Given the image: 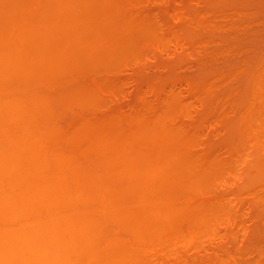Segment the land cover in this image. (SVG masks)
<instances>
[{
  "label": "rangeland",
  "instance_id": "374dc122",
  "mask_svg": "<svg viewBox=\"0 0 264 264\" xmlns=\"http://www.w3.org/2000/svg\"><path fill=\"white\" fill-rule=\"evenodd\" d=\"M60 1H61L60 2L61 6L59 5V3L58 4L56 3V0H47V1L46 0H41V1L40 0L39 1L38 0L37 1L36 0H25V1L24 0H0V25H1L0 33L6 32L8 31V29L10 30V27L13 28L17 24V22H19L20 24V22L24 19L37 17L36 12H38V20L35 19L37 20L36 28H35L37 29V32H36L37 34H34V36L32 34L26 35L24 39L22 40L23 41L22 47L25 48L24 49L25 51L26 49H27V52L30 51L29 53H33L32 51L36 49V46H39L40 48L43 47V44H44V48L47 45L50 48L52 47L51 49H54L56 51H59L60 49L62 51L61 55L63 56L61 57L60 55V58L62 59H60L58 56L59 64L62 63L61 70H58V72L55 71L54 72L55 75L53 74L51 76V77L54 76L53 78L54 85L57 83L54 89H59L55 91L57 92L56 94H59L62 90L63 93H60V98L65 95L63 99H61L60 101L57 100V102L59 101V104L56 105L55 108L53 107V109H56V111H60L58 114L59 116L56 115L55 113L56 117H54V119L56 122L58 120V125L62 127L63 129L62 128L59 129L58 127L57 128L59 130L61 129L64 130V132L66 131L69 135H72V137L73 135L74 136L76 135L75 136L76 140H79L81 138L80 141H82V139L84 138L86 142L87 139L85 138V135L87 133L84 132L85 129L91 128L90 131H93V133L92 132L88 133L87 137L89 135H92L89 138H93L94 133L97 132L98 129L97 130H92V129L97 128L95 127V125L97 126V123H99L98 128L100 127V130H98L99 131L98 133H100L103 130L102 133L100 134L96 133L94 135V138L96 137L98 139L103 138V135H110L112 132L115 134L117 133L116 135H118V132H116L118 129L114 131L113 127H111L114 125L113 123L124 126L126 130L128 129L130 131H131V128H132V131L135 129L138 130V128L143 125V122L148 123L149 128L153 125V130H157V131L158 130L160 131V129L163 130L165 126V129H168L169 133L172 131L169 135L172 134V137L173 135L176 136L177 141L181 142L179 144L180 145L179 147H178V144L176 143L177 145L176 147L174 146L175 142L170 143L169 141L168 142L169 144H168L167 141L169 140V137H167L168 140L165 137L166 138L165 144L167 143L168 146L171 144L174 147H176V150H177V152L176 150H174L175 152L174 154H176L175 157L173 154L172 159H170V162L175 163V166L177 167L176 171L180 172L183 169V166H186L185 167L186 170L184 168L182 172L190 171L188 170V168H191V169H195L193 170V172L194 173L195 171L198 172L197 175L199 176L200 174L199 170H201V174H200L201 176L198 177L199 180L197 179L198 182L196 180L195 181L193 180L195 177L192 179L193 182L197 183V184L193 183V185H195L193 187H190L186 181L185 183H187V185L184 183L179 184L178 182V185L175 183L176 184L175 186L172 181L171 182L172 185H170L171 187L168 186L169 189L166 187L167 193L171 192L172 197L173 195H176L177 197L181 196L182 201L178 200L177 202L175 200L177 197L176 198L174 197V200L172 201V204L176 205V210L173 213L175 208L172 209L173 210L172 213L168 215V217L171 215L170 217L171 223L170 222L169 223L172 224L171 230L169 231L170 234L169 233L166 234L168 230H166L165 233L163 232L164 227H166L165 224L167 220L165 221V223L163 221L152 222L150 220L151 226L149 227L153 228V230L151 228H145V226L143 225L145 228V231L146 229H150L154 232L156 230L155 235L156 236L159 235V238L161 237L163 239V240L157 239L156 240L157 245L155 244V241L153 239H152L153 241H150V239L149 240L145 239L141 241L140 243L141 246L142 244L143 245L146 244V247L148 246L145 249L151 248L149 249L150 252L147 250L148 251L146 253L147 258H146L145 253L143 254L144 256L142 255L143 251L141 254L139 255L137 254L138 256L135 254V251L133 249L135 248V250L136 249L139 250L138 247H135V244H137L138 241L135 243L133 242L134 243V247H133V245H131L133 243H131L130 240L126 239V237L129 238L131 235H128L129 236L128 237L125 233L126 235L125 240L128 242L126 249L129 246L127 250L128 251L132 250V252H134V255L138 257V259H136V264H137V260H139L140 258L142 259V256L144 258L142 259V261L140 260L141 261L140 264L142 263L143 264H150V263L151 264H154V263L155 264H181V262L182 264H264V167H263V161H264V148L263 147L264 146L262 145V143L264 142V124H262L263 123L262 118L264 116L263 115L264 114V96H263L264 95V82H263L264 81V69H263L264 66L262 67V65L264 64H261L260 62L262 59L264 60V54L262 53L264 52V0H124V1L123 0L121 1L120 0H107V1L106 0H103V1L102 0H60ZM90 1L92 4L90 3ZM36 2L38 3L39 6L36 4ZM35 4L38 6V8L41 9V11H39L40 9L38 8H35L36 10L34 9ZM99 4L100 6H98ZM130 9L133 11H131ZM117 10L118 11L122 10V11L118 12ZM101 12H103V15ZM127 16L128 18H126ZM60 21L64 26L60 24ZM114 21H115V25H114ZM120 21L122 22L121 24H120ZM112 26L114 27V29ZM134 26H135V29H134ZM108 28H110V30ZM115 28L117 30H115ZM86 34L87 36H85ZM54 36L58 40L55 39ZM57 36L61 38L59 39ZM83 40L85 42H83ZM75 42L77 43L75 44ZM40 44L42 45L40 46ZM258 52H259V55H258ZM260 55H263V57ZM88 57L89 59H87ZM110 57H112V59H109ZM255 57H256V60L254 59ZM258 57L262 59H259ZM252 58H253V61H251ZM102 60L104 63L102 62ZM77 61H78V64L76 63ZM105 62L107 65L105 64ZM262 63L264 62L262 61ZM30 65H28V68H30L31 72L29 71V69H26L29 71L28 74H26L27 73L26 71L25 73L22 72V74L13 72L14 74H12V80L14 79L13 81L15 80L19 81L20 85L23 86L24 84L23 87H26V88L27 86L31 87V84L36 85V83H40V82H41L40 84L42 85L44 81L43 80L44 74L42 73L43 70L40 69V67H38L39 65H38L37 60L31 61ZM75 65L77 68L79 67L77 65H80L82 70L78 68L80 71L79 72L78 69L75 67ZM67 66H68V69H67ZM248 66L250 67L248 68ZM245 68L248 70H245ZM249 69H251V72L253 71L255 76H253V73L251 75V72L249 71ZM260 69L263 70V73ZM248 71L250 72V75L248 74L249 73ZM91 72L94 75H92ZM59 73L61 75H59ZM65 73H67L68 75L70 74V75L67 76V74ZM107 74L109 75L111 74V75L109 76ZM246 74H248L250 77L252 76L251 80L250 79L248 80V75ZM18 76H19V79L21 80L15 78V77L18 78ZM66 76L67 78L69 77L68 80L70 78H72L73 80L70 79L71 82H68ZM85 76H87L86 78L88 80L84 79ZM257 76L258 78L260 77L259 79H263V80L261 81L258 78H255ZM32 77L34 79H32ZM58 77L60 80L58 79ZM91 77H93V80L91 79ZM83 79H84L85 84H83ZM77 80L81 82L79 83L80 85L78 84ZM246 80H248L249 82ZM59 82H61V84ZM118 82L119 84L117 85ZM249 83L251 84V86L249 85ZM40 84L39 85L37 84V85L40 86ZM71 84L72 86H70ZM242 84H244V86ZM57 85L59 86V88ZM121 85L123 87V90H122ZM245 85L248 86L247 87L248 94L247 92H245L246 96L243 93L245 91L243 90V88H245ZM117 86L121 88L119 89L117 88ZM252 87H254V90H252ZM38 88L40 89L42 87H37V89ZM70 88H72L70 90L71 92L68 90ZM256 88L259 90H255ZM54 89L51 91L47 90L46 92L49 91L48 93L50 92L53 93ZM73 91H75L74 93L77 92V94H74ZM52 93H50V96ZM71 93H73L74 97L73 95H71ZM239 97H242L241 100ZM83 99L85 101H83ZM61 103H63L64 105ZM254 103L255 105L254 107H252V104ZM91 108H94V109L92 110ZM67 109H69L70 111H68ZM254 109H255V112H254ZM75 110H77L78 113L77 111L75 112ZM81 110L85 113L87 112L86 114L84 113V117H83V112ZM127 111L128 113H126ZM240 111L241 113H239ZM247 114L251 118H254L255 120L254 119L251 120L249 116L248 118ZM74 115H76V117ZM118 115H120L121 118ZM257 115H258V118H257ZM86 116L87 118H85ZM58 117L59 119L56 120V118ZM160 117L163 118V121L165 123L164 126H160L161 123L159 121L162 120V119L161 120L158 119ZM61 118H62V121H61ZM116 119L119 120V123H116ZM247 119L249 120V122L252 121V123L254 121L256 122V120L258 121V124L255 125L256 123L254 122L255 124L253 123V126L259 127L261 125V128L259 127V129L257 130H259V133H261L262 137L260 136L261 140H260V137L259 138L257 137V138H258V141L260 140L261 142V144L259 142L258 145L263 146V147L260 146L261 147L260 149H263V150H260L258 147H256L257 145H255V142H253V141H257V139L255 138L256 135L255 133L250 132L249 130L250 128L249 129L247 128L249 127V125H251ZM103 120H105V123ZM156 120L160 123L159 125H158V122H156ZM90 121L93 123H90ZM111 121L112 123L110 124ZM169 121H170V124H169ZM230 122H232L231 123L232 125L229 124ZM239 122L240 124L238 125ZM247 122L249 123V125H247L246 127L245 125L248 124ZM94 123H96L95 125H92L94 127L90 126L91 124H94ZM101 123H104V124H101ZM100 124L102 125V128ZM105 124L107 125L103 127V125ZM131 125H133V127ZM77 126L78 128L79 126L83 127L82 129H80L81 128L80 127L79 130H81L82 135L84 136H82L81 132L77 130ZM230 126H232L233 128L235 126V128L238 130H236L235 128L233 130V128L231 127L232 128L231 129ZM71 127L72 129H70ZM158 127H161V128L158 129ZM245 127L247 128L246 130L244 129ZM250 127L253 128L252 126ZM107 128H109V130ZM114 128L116 127L114 126ZM73 129H75L76 131ZM105 129L108 130V132L105 131ZM151 129L146 132L147 135L146 133L144 135L142 134L143 136L146 135L145 139H147L151 135ZM226 129L228 130L226 131ZM260 129H261V132H260ZM110 130H112V132ZM130 131L128 133L131 134V137H136V132L134 136L133 134L134 132L132 133ZM232 131L235 132L236 135H234V133L232 135ZM166 132L168 133V131ZM67 133L66 135L70 137ZM229 133L231 134V139L233 138L234 140L232 139L231 141L230 136L229 137L227 136L229 135ZM242 133L243 134L245 133V134L242 135ZM257 133L258 132H256V134ZM138 134L139 133H137V135ZM158 134L152 133V135H155V136H157ZM120 135L121 134H119V136ZM127 135L128 134H126L125 137H128ZM164 135L165 134H163V137ZM249 135L251 137H249ZM160 136H158V138L156 139L161 140L162 136H161V139L159 138ZM233 136H235V138ZM120 137L117 138L116 140L118 141ZM152 138L154 139V136ZM136 139H139L138 141H140V136L139 138L137 136ZM121 140L122 139H120V141ZM243 140L245 142H243ZM80 141L77 142L78 145ZM251 141L252 143H250ZM70 142L72 141L70 140ZM141 142H143V144H145V146L149 148L148 154L154 155L155 151L158 150L155 147L156 145H153L155 143H151L152 145H149L150 140L149 142L147 140L146 142L147 145L145 141H141ZM160 142H162V140ZM228 142L229 144H227ZM87 143L86 144L84 143L83 144L84 146L82 147L84 148L85 145H87ZM234 143L236 144L234 145ZM73 144L77 146L76 143L73 142ZM156 144L157 146L160 145V143H157V142ZM80 145L77 147H79L81 151H79L80 149L78 150L77 147L75 146L71 147L77 151V153L75 151L76 154L86 149V148L84 149L81 148ZM248 145L251 146L252 149ZM228 146L229 147L232 146V147L228 149ZM253 146L256 147V149L258 148V150L261 152H258L257 150H255ZM249 148L251 151L249 150ZM214 149L215 151H213ZM245 149L248 152L245 151ZM149 150L151 151L150 153H149ZM161 150H158V154L156 153L154 156L160 155L159 153H162V152H159V151ZM241 150H242V154H241ZM218 152H220L219 157L217 156L219 155ZM253 152L254 154H256L257 152L258 154L260 153L258 156L262 159L261 165L263 168L261 167V169H259L260 168L258 167L259 164L257 165L258 168L256 167V163H259V162L257 161L255 162V160H257L259 157L256 154L255 157L251 158L253 156ZM167 154L169 155V152ZM167 154L164 153L162 157H165V155ZM140 155L141 153L139 154V156ZM141 156L143 157V153ZM154 156H151V157L149 156V157L152 158ZM166 157L169 158V156H166ZM201 157H204V158H201ZM229 157H231V160H229L230 159ZM244 157H247V158H244ZM226 158H228V161ZM249 158L251 159L249 160ZM141 159H142L141 161L145 162L144 157ZM241 159L243 160L241 161ZM217 160H220V162H218ZM251 160L253 161L250 162ZM235 161L236 162L238 161V162L236 163ZM243 162L244 164H242ZM211 164L213 165L211 166ZM222 164H223V167H221ZM250 164L251 165L253 164V166H251ZM98 165L102 167V164H98ZM95 166H97V164H95ZM101 167H98V169ZM172 167L174 166L172 165ZM104 168H108V167L106 166ZM104 168L102 167L100 170L102 171V169L104 170ZM197 168L199 169L196 170ZM250 169L255 170V172L251 173ZM239 171L241 172V174ZM177 173L176 175L178 176L179 173L178 174ZM180 174L182 175V173ZM174 175L172 176L173 179L177 177ZM197 175L195 173L196 177ZM260 175L262 177H260ZM167 177L170 180L171 177L169 178V175ZM204 178L205 180H203ZM180 180H183V178ZM252 180L253 181L255 180V181L253 182ZM190 184L192 186L191 182ZM251 186L253 187L251 188ZM250 188L252 191L250 190ZM192 194L193 195L197 194V195L193 196ZM182 195L185 197H183ZM190 195L193 197H191ZM122 197H124V194L122 195ZM125 198L132 200L133 196L130 192L128 193L126 191ZM125 198L123 200H125ZM178 198L180 199V197ZM109 199L111 200V203H113L112 202V200H114L113 196L109 197ZM131 200H130V204H131ZM85 202L86 200L82 203L85 204ZM216 202L218 203L216 204ZM108 203H110V201ZM111 203L110 205H112ZM84 204H82V206H84ZM185 204L188 205V207L193 206L192 207L193 210H191V212H188V213L187 211H185V214H184L183 211L185 207L183 209V206H185ZM130 208L132 209V207ZM106 209L108 210H104L103 212H101L104 216H101L102 214L99 215L98 213H96V216L94 215L96 219L98 218L97 215H99L100 220H101V217L105 218V216L107 217L111 216L109 214L113 213L112 208H111V212H110V207ZM194 209H197V210H194ZM227 210L229 211L227 212ZM199 211L202 212L203 217H202V214L200 215ZM221 211L224 212V214L221 213ZM195 214L198 216V218L200 217L201 219L206 218L205 222L202 221L204 224L199 225V227L198 226L195 227L196 225H194L193 223V221L195 220L194 218L196 217ZM198 218L196 217L197 221H198ZM129 219L130 218H128V220ZM172 220L174 222H172ZM136 221L138 220L136 219ZM136 221H135V224L137 225L138 222L136 223ZM197 221L195 220L194 222L196 223ZM158 224L161 226L160 227L161 229L159 228L155 229L156 226L159 227ZM193 225H194V228H193ZM137 226L136 228L140 226L139 227L140 232L144 231V230L143 231L141 230L142 229L141 225H139L138 227ZM110 227L111 228L114 227V229L117 230L116 225L115 226L113 225L112 227L110 224ZM213 228H214V231L212 230ZM162 229L163 231L161 232ZM159 231L161 232V235L159 234ZM121 232L124 235V232L122 230L119 231L120 234ZM192 234H193V237H192ZM182 236L183 238L185 237V239H183ZM134 237L135 236H132L131 238L133 239ZM166 237L168 241L166 240ZM186 237H188V240H186L187 239ZM190 237H192L193 239ZM169 239H171L172 243L170 242ZM159 241H160L159 243L160 245L158 244ZM129 242H130V245H128ZM169 243L172 245H169ZM140 244H139V247H140ZM173 245L174 246L176 245V246L174 247ZM171 246L172 248L173 247L174 248L172 249ZM144 247L145 246H143V248ZM162 249L164 250L162 251ZM167 249L169 251L171 250V252H169ZM137 252L139 251H136V253ZM145 258H146V262L144 260Z\"/></svg>",
  "mask_w": 264,
  "mask_h": 264
},
{
  "label": "bare ground",
  "instance_id": "6f19581e",
  "mask_svg": "<svg viewBox=\"0 0 264 264\" xmlns=\"http://www.w3.org/2000/svg\"><path fill=\"white\" fill-rule=\"evenodd\" d=\"M60 2H61L60 0H56V3L57 4L59 3V5H60ZM82 2H84V1H82ZM88 3H89V1H88ZM90 3H91V1H90ZM36 4L38 5L37 2H36ZM36 4H35L34 9L38 8V6H39V5L37 6ZM60 6H58V7H60ZM98 6H100V4ZM122 6H123V4H122ZM73 7H74V5H73ZM130 7H131V5H130ZM30 9H32V8H30ZM38 9H40V8H38ZM115 9H116V7H115ZM90 10H92V9H90ZM39 11H41V9ZM119 11H122V10H119ZM131 11H133V10H131ZM76 12H77V10H76ZM36 13H37V15H36L37 17L24 19V20H22L20 22V24H19V22H17V24L13 28L10 27V30L8 29V31L0 33V264H136V259H138V257H136L134 255V252H132V250L129 249L132 253L127 250L129 248V246L126 249L127 243H128L125 240L126 235L127 236L131 235L130 237L128 236L129 238L126 237V239L130 240L131 243H133V242L135 243V242L138 241L137 242L138 246H137V244H135V247H138L139 250L138 249L135 250V248L133 249L135 251V254L139 255L143 251L142 255L144 253L146 255V253L151 248L145 249L148 246L146 247V244H144V245L142 244V246H141V244H140L141 241L145 240V239H148V240L150 239V241L154 240L155 244H156V242H157L156 240L157 239L158 240L162 239L161 237L159 238V235L158 236L155 235L156 234V230L154 232V231H152L153 228L149 227V226H151L150 225L151 224L150 220L152 222L163 221L164 223L167 220L168 223L169 222L171 223V219H170L171 215L169 217H168V215L170 213H172V211H173L172 209L175 208L173 213L176 210V205L175 204L173 205L172 201L174 200V197L176 198L177 196L173 195V197H172L171 196V192L167 193L166 189L167 188L169 189V187H171L170 185H172L171 184L172 181H173V184L175 186H176V184L178 185V182H179V184L180 183H184L186 185L188 183V185L190 187L195 186V185H193V183H196V182H193V180L194 181L196 180L198 182V180H199L198 177L201 176L200 175L201 174V170H199L200 171L199 176L197 175L198 172L195 171L197 177L195 176V173L193 172V170H195V169H191V168L187 167L188 170H190V171H185L186 170V168H185L186 166H183V169L185 168V170H184L185 172H182L183 169L181 171L179 170L180 172L176 171L177 167L175 166L174 162H173L174 164L172 162H170V159H172V156L175 153L174 150H176V147H177L176 143L178 144V147H179L180 146L179 144L181 142L177 141L176 136L173 135V137H174L173 138L172 134L169 135L172 131L170 130L171 132L169 133V130L165 129V126H164L165 123H164L162 117L158 118L159 120L162 119L161 120L162 122L159 121L161 123L160 126H164L163 130L160 129L161 127H158V129H160V131L159 130L158 131L157 130H153V125L152 124H151L152 126L149 128L148 127L149 126L148 123H144V122H143V125L138 128V130H140V131H138L137 129L132 131V128H131V131L128 130V129L126 130V128L124 126H121L119 124L113 123L114 125L111 126V127H113L114 131H116L117 129L119 130V131L118 130L116 131V132H118V135H116L117 133L115 134V133L112 132V130H110L112 132L111 134L109 133L110 135H103V138L98 139L96 137L94 138V135L99 132L98 130H100V127L98 128L99 123H97V126L95 125L96 123H94V124H91L90 126L95 125V127H97V128L96 129L93 128L92 130H97V129L98 130H97V132L94 133L93 138H89L92 135H89L87 137L88 133H90V132L93 133V131H90L91 128L90 129L89 128H86V129L84 128L85 129L84 132L87 133L85 135V138L87 139L86 142H85V139L82 137L84 135H82L81 130H79L80 127H81L80 129L83 128L82 126H79V128L77 126V130L79 132H81V135H82L81 137L83 138L82 141H80L81 138L79 140H76V137H75L76 135L75 136L73 135V137H72V135H69L66 131L64 132V130H62L63 128L58 125V120L57 119H59V117L56 118L57 122L54 119V117H56V115H58L60 111H56V109H53V107L55 108V106L59 104V101L61 99H63V97L65 95L63 94L64 96H62L60 98V93H63L62 90H61V92L59 91L60 92L59 94H56L57 92H55V91H57L59 89H54L55 85L57 83L54 85V83H53L54 76L51 77L54 74L55 71L58 72V70H61V64L62 63L59 64L58 56L60 58V55L62 54V51L60 49H59V51H56L54 49H51L52 47L50 48L47 45L44 48V44H43V47L40 48L39 46H36V49L35 50L33 49L34 51H32L33 53H29L30 52L29 50H28L29 52H27V49L25 51L24 50L25 48L22 47V45H23L22 44L23 43L22 40L24 39V37L26 35L32 34L34 36V34H37L36 33L37 29H35V28H36V23H37V20H38V12H36ZM61 13H63V12H61ZM101 13L103 15V12H101ZM104 13H105V11H104ZM124 15H126V14H124ZM131 15H130V17H131ZM126 18H128V16ZM35 19H37V20H35ZM118 19H119V17H118ZM130 19H132V18H130ZM47 20H48V18H47ZM2 21H4V20H2ZM2 21H1V23H2ZM98 22H99V20H98ZM124 22H125V20H124ZM121 23L122 22L120 21V24ZM40 24H42V23H40ZM52 24H50V25H52ZM60 24H62L61 21H60ZM133 24H134V22H133ZM114 25H115V21H114ZM6 27H7V25H6ZM116 27H117V25H116ZM0 28H1V25H0ZM108 29L110 30V28H108ZM113 29H114V27H113ZM134 29H135V26H134ZM115 30H117V29L115 28ZM112 32H113V30H112ZM66 33H68V32H66ZM126 33H127V31H126ZM55 34H56V32H55ZM52 35H53V33H52ZM85 36H87V34ZM54 38H55V36H54ZM55 39H57V38H55ZM83 42H85V41L83 40ZM114 42H115V40H114ZM76 43L77 42H75V44ZM41 45L42 44H40V46ZM48 47L50 48V50H49ZM97 49H98V47H97ZM101 50H103V49H101ZM56 52H58V53H56ZM262 53L264 54V52H262ZM100 55H98V56H100ZM258 55H259V52H258ZM62 56L63 55H61V57ZM82 56H84V55H82ZM106 56H108V55H106ZM260 56L263 57V55H260ZM256 57L254 58L255 60H256ZM60 59H62V58H60ZM87 59H89V57ZM109 59H112V57H110ZM109 59H108V61H109ZM259 59H262V58H259ZM33 60H35V61L37 60L38 65H39L38 67H40V69L43 70V71L41 70L42 73L44 74L43 75L44 76V79H43L44 81L42 80L43 81L42 85L40 84L41 83L40 82V83H36V85L40 84V86H38V85L36 86L35 84H33L34 85L33 86L31 84V87L27 86V88H26V87H23L24 84H23V86L20 85L19 81H16V80L13 81L14 79L12 80V74H14L15 72L20 73V74H22V72L25 73V71L27 72L26 74H28L29 71L31 72L30 68H28V65H30L31 61H33ZM251 61H253V58H252ZM262 61L264 62V60L262 59L260 61L261 64H264V63H262ZM102 62H103V60H102ZM76 63L78 64V61ZM253 63H255V62H253ZM105 64H106V62H105ZM97 65H98V63H97ZM68 66H67V69H68ZM77 66H79L78 68H80V70H82L80 65H77ZM263 66L264 65H262V67ZM30 67H31V65H30ZM75 67H76V65H75ZM249 67L250 66H248V68ZM101 68H103V67H101ZM26 69H29V71L26 70ZM263 69H264V67H263ZM245 70H248V69L245 68ZM260 70L263 73V70L262 69H260ZM78 71H79V69H78ZM249 71L251 72V69H249ZM73 72H75V71H73ZM250 72L248 73L249 75H250ZM252 73H253V71L251 72V75H252ZM65 74H67V73H65ZM91 74L94 75L92 72H91ZM248 74H246V75H248ZM59 75H61V74L59 73ZM69 75L67 74V76H69ZM86 75H88V74H86ZM107 75H109V74H107ZM249 75H248V80L249 79L251 80L252 76L250 77ZM257 75H258V73H257ZM67 76H66V78H67ZM105 76H103V77H105ZM253 76H255L254 73H253ZM80 77H82V76H80ZM86 77L87 76L84 77L85 80L87 79ZM15 78L19 79V76H18V78L17 77H15ZM68 78H67L68 82H71L70 79L73 80L72 78H70L68 80ZM255 78H258V76L255 77ZM32 79H34V78L32 77ZM58 79H59V77H58ZM84 79H83V84H85L84 83ZM91 79L93 80V77H91ZM107 79H109V78H107ZM19 80H21V79H19ZM94 80H96V79H94ZM248 80H246V81H248ZM259 80L262 81L263 79H259ZM77 82H78V84L81 83L78 80H77ZM59 83L61 84V82H59ZM72 84L70 86H72ZM118 84H119V82L117 83V85ZM242 85L244 86V84H242ZM249 85L251 86L250 83H249ZM37 87H42V88H40L41 89L40 90L39 88L37 89ZM46 87H47V89H46ZM121 87H122V85H121ZM247 87L248 86L245 85V88H243V90H245L243 92L244 94H245V92H247ZM257 87H258V85H257ZM58 88H59V86H58ZM86 88H87V86H86ZM117 88H119V87L117 86ZM44 89H46V90H44ZM53 89H54L53 93L50 92L53 95L51 94V96H50V93H48V92L53 90ZM71 89L72 88H70L68 90L70 91ZM47 90H49V91L46 92ZM93 90H95V89H93ZM122 90H123V87H122ZM252 90H254V87H252ZM255 90H259V89L256 88ZM74 92L75 91H73V93ZM102 92H104V91H102ZM255 92H257V91H255ZM73 93H71V95H73ZM74 94H77V92L74 93ZM247 94H248V92H247ZM57 96H58V98H57ZM140 96H141V94H140ZM245 96H246V94H245ZM73 97H74V95H73ZM239 98L241 100L242 97H239ZM57 100H59V101L57 102ZM54 101H56V102H54ZM83 101H85V100L83 99ZM254 102H255V100H254ZM61 104H63V103H61ZM250 104H251V102H250ZM254 105H255V103L252 104V107H254ZM69 106H71V105H69ZM76 109H77V107H76ZM91 109L93 110L94 108H91ZM61 110H63V109H61ZM67 110L70 111L69 109H67ZM76 111L77 110H75V112ZM121 111H123V110H121ZM254 112H255V109H254ZM55 113H56V115H55ZM77 113H78V111H77ZM84 113L85 112H83V117H84ZM126 113H128V111ZM239 113H241V111ZM80 114H82V113H80ZM70 115H72V114H70ZM120 115H118V116H120ZM137 115H139V114H137ZM74 116L76 117V115H74ZM103 116H105V115H103ZM116 116H117V114H116ZM248 116L249 115L247 114V117ZM81 117H82V115H81ZM85 118H87V116ZM112 118H114V117H112ZM120 118H121V116H120ZM120 118H119V120H120ZM257 118H258V115H257ZM144 119H145V117H144ZM252 119H254V118H251V120ZM262 119H263V121L261 120L263 122L262 124H264V116H263ZM105 120H103L104 123H105ZM117 120L118 119H116V123H119V120L118 121ZM157 120H156V122H158ZM61 121H62V118H61ZM87 121H89V120H87ZM96 121H98V120H96ZM232 121H233V119H232ZM261 121H259V122H261ZM127 122H129V121H127ZM159 122H158V125L160 124ZM234 122H236V121H234ZM248 122H249V120H248ZM54 123H56V124H54ZM90 123H93V122L90 121ZM104 123H101V124H104ZM111 123H112V121L110 122V124ZM129 123H131V122H129ZM231 123L232 122H230L229 124H231ZM249 123L251 125H249ZM249 123L246 124L245 126L247 127V125H249V127H247V128L248 129L250 128L249 130H250L251 133H255V135H256L255 138L257 139V141H253V142H255V145H257L256 147H258L260 149L261 147L264 146V142L262 143L263 146L260 145L261 146L260 147L258 145L262 136H261V133H259V130H257V129H259V127L261 128V125L259 124L260 126L258 125L259 127H256V126H253L252 121L249 122ZM255 123L254 124L257 125L258 121L256 120ZM169 124H170V121H169ZM239 124H240V122L238 123V125ZM106 125L107 124L103 125V127L106 126ZM226 125H228V124H226ZM114 126L116 128H114ZM131 126L133 127V125H131ZM250 126H252L253 128H251ZM57 127L59 129L60 128H62V129L59 130ZM92 127H94V126H92ZM122 127H124L125 129L122 128ZM128 127H130V126H128ZM227 127H229V126H227ZM231 127L232 126H230V128ZM246 127L244 128L245 130L247 129ZM101 128H102V125H101ZM234 128H235V126H234ZM234 128H233V130H234ZM70 129H72V127ZM107 129L109 130V128H107ZM150 129H151V135H152V133L158 134L159 132H161L159 134L162 136V139H161V136L159 134L157 136H155V135H152V136L150 135L149 136L148 135L149 137L147 139H145L146 135H147L146 132L148 130H150ZM228 129H226V131ZM251 129H252L253 132L251 131ZM73 130H75V129H73ZM108 130L105 129V131H107V132H108ZM121 130L122 131L124 130L127 133H125L123 131V133H124L123 134ZM236 130H238V129H236ZM102 131L100 133H102ZM129 131L132 132V133L134 132L133 133L134 136H135V132H136V137L138 136V138H139V136H140V141H138L139 139H136V137H131V134L128 133ZM154 131H156V132H154ZM166 131H168V133ZM241 131H242V129H241ZM165 132L167 133V135H166ZM256 132H258V133L256 134ZM260 132H261V129H260ZM66 133L70 137H68L66 135ZM72 133H73V131H72ZM100 133H98V134H100ZM137 133H139L141 135H139V134L137 135ZM145 133H146V135L143 136ZM162 133L165 134L164 137H163ZM233 133H234V135H236V133L232 131V135H233ZM239 133H241V132H239ZM74 134H76V133H74ZM78 134H80V133H78ZM78 134H77V136H78ZM104 134H105V132H104ZM106 134H108V133H106ZM114 134L116 135V137H115ZM119 134H121L120 135L121 137L119 136ZM126 134H128L127 135L128 137H125ZM244 134L242 133V135H244ZM258 134H260V135H258ZM153 136H154V139L152 138ZM158 136H160L159 138L162 140V142H160L161 140L156 139V138H158ZM227 136L228 137L230 136V140L232 141L233 138L231 139V134L229 133V135H227ZM79 137H80V135H79ZM101 137H102V135H101ZM119 137H120V139H122L121 141H120V139H118V141L116 140ZM165 137L166 138L169 137V140H168V138H167L168 141L166 140L167 143L169 141H170V143L171 142H175L174 146H176V147H174L171 144H170L171 146L170 145L168 146L169 143L165 144V139H166ZM171 137H172V139H171ZM233 137L235 138V136H233ZM249 137H251V136L249 135ZM257 137L258 138L260 137L259 141H258ZM124 138H125V140H124ZM142 138H143V140H142ZM77 139H78V137H77ZM70 140L72 142H70ZM147 140H148V142L150 140L149 145H152L151 143H155L153 145H156L155 146L156 149H158V150L162 149L159 152H162L163 154L159 153L160 155L154 156L156 153L158 154V150L155 151L154 155L148 154V149L149 148H147L145 146V144H143V142H141V141H145V143H146ZM153 140H154V142H153ZM78 141H80V143H81V145L79 143L81 148H83L82 146H84L83 145L84 143L85 144L87 142L88 143L84 147V148H86L85 150H83L82 152L76 154L77 151L74 150L71 147L79 146L77 144ZM73 142L76 143L77 146L75 144H73ZM156 142L160 143V145L157 146ZM239 142H241V141H239ZM243 142H245V141L243 140ZM256 142H257V144H256ZM71 143H72V145H71ZM250 143H252V141ZM227 144H229V142ZM235 144L236 143H234V145ZM260 144H261V142H260ZM146 145H147V143H146ZM217 145H219V144H217ZM231 147L228 146V149H230ZM249 147L252 149L251 146H249ZM256 147H254L255 150H257L258 152H261V151L258 150V148L256 149ZM250 148H249V150H250ZM77 149L79 150L80 148L77 147ZM156 149H154V150H156ZM166 149H167V151H166ZM234 149H236V148H234ZM260 150H263V149H260ZM75 151H76V153H75ZM79 151H81V149ZM213 151H215V149ZM245 151H247V150L245 149ZM150 152L151 151L149 150V153ZM166 152L167 153L169 152V155ZM176 152H177V150H176ZM254 152H256V151H254ZM254 152H253V156L251 158L255 157L256 154H257V156L260 154V153L258 154V152L256 154H254ZM140 153H141V155L143 153V157H144L145 162L141 161L142 160L141 158H143V157L141 155H140L141 157L139 156ZM164 153L167 154V155H165V157L169 156V158L166 157L167 158L166 159L165 157H162L164 155ZM218 153H219V155H217ZM218 153L216 155L219 157L220 156V152H218ZM241 154H242V150H241ZM175 155L176 154H174V157H175ZM149 156L150 157L154 156V157L150 158ZM201 158H204V157H201ZM221 158H223V157H221ZM229 158H230L229 160H231V157H229ZM244 158H247V157H244ZM251 158H249V160ZM218 159H220V158H218ZM226 159L228 161V158H226ZM258 159L255 160V162L256 161L259 162V163H256V167L259 164L258 167H260L259 169H261V167H262V165H261L262 164L261 163L262 159L261 158L259 160ZM242 160L243 159H241V161ZM190 161H191V159H190ZM217 161L220 162V160H217ZM252 161L253 160H251L250 162H252ZM244 162L242 164H244ZM230 163H231V161H230ZM95 164H97L98 167H101L98 164H102L103 168L106 167V166L108 168H104V170L102 169V171H101L100 169L102 167L98 169V167L95 166ZM105 164H107V165H105ZM103 165H105V166H103ZM172 165L174 167H172ZM212 165L213 164H211V166ZM250 165H249V167H250ZM251 166H253V164ZM191 167H193V166H191ZM209 167H210V165H209ZM221 167H223V164H222ZM263 167H264V161H263ZM171 169H173V170H171ZM198 169L199 168H197L196 170H198ZM243 169H241V170H243ZM204 170H205V168H204ZM243 171H245V170H243ZM177 172L179 174L182 173L183 176L181 174L179 175ZM252 172L254 173L255 170H251V173ZM168 173H170V174H168ZM172 173H173V175L175 174L174 176H177L176 173L178 174V176L176 177L177 179L174 178L175 179L174 180L172 178V176H173ZM240 174H241V172H240ZM168 175H169V178L171 177L170 180L167 177ZM184 175H185V177H184ZM249 175H251V174H249ZM181 177L183 178V180H180V179H182ZM260 177H262V176L260 175ZM245 178H246V176H245ZM215 179H217V178H215ZM168 180H169L170 184H169ZM203 180H205V178ZM185 181L187 183H185ZM190 182L192 183V186H191ZM258 182H259V180H258ZM209 184H211V183H209ZM242 186H243V184H242ZM252 187L253 186H251V188ZM251 188H250V190H251ZM229 190H230V188H229ZM126 191L128 193L130 192L132 194V196H133L132 200L128 199V198H125V192ZM231 191H233V190H231ZM123 194H124V197H122ZM195 195H197V194H195ZM195 195H193V196H195ZM227 195H229V194H227ZM111 196H113V198H114V200H112L113 203H111V200L109 199V197H111ZM193 196H191V197H193ZM229 196H231V195H229ZM178 197H180V199ZM178 197H177L178 199L177 198L175 199L177 202H178V200L180 201L182 199L181 196H178ZM183 197H185V196H183ZM124 198H125V200H123ZM216 198H217V196H216ZM126 199H127V201H126ZM85 200H86L85 204L82 203ZM130 200H131V204H130ZM186 200H187V198H186ZM107 201L108 202L110 201V203L112 205H110V203H108ZM218 202H216V204ZM82 204H84V206H82ZM171 205H173V206H171ZM109 207H110V212H111V208H112L113 213H110V212H109L110 214L108 213L109 215H111V216H108L109 218L107 216H105V218L107 217L106 219L104 217L102 218L101 216H104V215L101 212H103L104 210H108L106 208H109ZM130 207H132V209ZM184 207H185V209H184ZM189 207H190V209H189ZM189 207L186 204H185V206H183V209H184L183 213L184 214H185V211H187V213H188V212H191V210H193L192 209L193 206H189ZM218 208H219V206H218ZM226 208H227V206H226ZM194 210H197V209H194ZM228 211L229 210H227V212ZM199 212H200V215H201L202 212L201 211H199ZM207 212H209V211H207ZM96 213H98L99 215L102 214L100 216L101 220L99 218V215H97L98 218L96 219V217H95ZM221 213L224 214V212H222V211H221ZM226 214H228V213H226ZM197 215H196V217L198 218ZM186 216H188V215H186ZM205 216H206V214H205ZM176 217H177V215H176ZM181 217H182V215H181ZM196 217L194 219L197 221ZM202 217H203V214H202ZM128 218H130V219L128 220ZM125 219H127V220H125ZM132 219H133V221H132ZM136 219L138 221H136ZM200 219H201V217L198 218V221L196 223L194 222L195 220L193 221L194 225H196L195 227H197V226L199 227V225L204 224L203 222H205L206 218H202L203 220L202 219L200 220ZM134 220L136 221V223L138 222L139 225L142 226L141 230L142 231L144 230L143 232H140V228H139L140 226L137 223V225L139 226L138 227L135 224ZM173 220H174V218H173ZM173 220H172V222H174ZM186 221H188V220H186ZM167 222L165 224L167 229H166V227H164L162 225L164 227V231L162 229L161 232L163 231L165 233V231L168 230V232H166V234L167 233L170 234L169 231L171 230V225L172 224H170V223L168 224ZM131 223H132V225H131ZM197 223H198V225H197ZM110 224H111L112 227H113V225L114 226L116 225L117 226V230H119V231L122 230L124 232V235H125V233H126V235L124 236L122 234V232L120 234L119 231L114 229V227L111 228ZM186 224H187V222H186ZM133 225H134V227H133ZM143 225L145 226V228H151L152 230L146 229V231H145V228H144ZM194 225H193V228H194ZM131 226H132V228H131ZM136 226L138 228H136ZM177 226H178V224H177ZM160 227H161L160 225H159V227L156 226L155 229L156 228L161 229ZM168 228H170V229H168ZM212 230L214 231V228ZM188 231H190V230H188ZM161 232L159 231L160 235H161ZM132 236H135V237L132 239L131 238ZM183 236H184V234H183ZM183 236H182V238H183ZM190 236H191V234H190ZM192 237H193V234H192ZM192 237H190V238H192ZM220 237H221V235H220ZM130 238L132 239V241H131ZM186 238H187L186 240H188V237H186ZM179 239H180V237H179ZM183 239H185V237ZM166 240H167V237H166ZM169 240L171 242V239H169ZM182 241H184V240H182ZM130 242H129L128 245H130ZM134 243L131 244V245H133V247H134ZM159 243H160V241L158 242V244ZM139 244H140V247H139ZM189 244H190V242H189ZM169 245H172V244L169 243ZM143 246H145V247L143 248ZM159 247H161V246H159ZM171 248H172V246H171ZM163 250L164 249H162V251ZM136 251H139L140 253L139 252L136 253ZM169 252H171V250ZM142 255H140V256H142ZM150 255H152V254H150ZM143 256H142V259L144 258ZM150 257H152V256H150ZM146 258H147V255H146ZM146 258L144 259L145 262H146ZM142 259L140 258L139 260H137V264H140ZM181 264H182V262H181Z\"/></svg>",
  "mask_w": 264,
  "mask_h": 264
}]
</instances>
